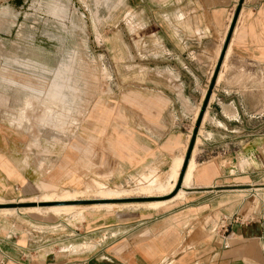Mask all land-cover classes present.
Wrapping results in <instances>:
<instances>
[{
	"label": "crops",
	"instance_id": "obj_1",
	"mask_svg": "<svg viewBox=\"0 0 264 264\" xmlns=\"http://www.w3.org/2000/svg\"><path fill=\"white\" fill-rule=\"evenodd\" d=\"M237 4L166 0L164 94L131 90L124 99L128 103L113 105L111 119L99 120L103 137L96 142V165L103 171L98 174L111 171L107 181L126 185L133 177H155L160 183L170 176L175 160L184 159ZM59 74L46 90L20 85L49 102L63 103L68 84L59 81ZM218 75L192 149L190 185H181V198L160 209L85 215L79 237L105 233L108 240L74 252L52 250L49 243L42 246L35 239L40 227L53 219L25 213L20 218L0 216V264H264V0L242 1ZM54 117L46 106L44 118ZM107 138L111 156L105 159L100 143L106 155ZM27 139L24 132L0 122V199L30 200L44 191L41 182L52 188L38 201L109 188L94 180L95 189L88 185L58 193L59 183H82L74 169L86 168L83 155L88 149L39 154L27 151ZM72 150H80L81 156L76 158ZM73 220L64 217L61 222L69 225Z\"/></svg>",
	"mask_w": 264,
	"mask_h": 264
},
{
	"label": "rangeland",
	"instance_id": "obj_2",
	"mask_svg": "<svg viewBox=\"0 0 264 264\" xmlns=\"http://www.w3.org/2000/svg\"><path fill=\"white\" fill-rule=\"evenodd\" d=\"M164 3L166 0H0V122L24 132L28 138L27 151L55 152L53 155L59 156L72 148L88 149L83 152L84 159H88L86 168L74 169L82 183L78 186L59 183L55 189L58 193L65 189L85 190L88 185L95 189L94 180L109 187L85 192L78 200H59L65 195L60 194L52 197L60 202L43 203L81 205L70 212H31L43 192L52 188L42 182L39 187L44 191L30 200L0 199L2 217L20 218L25 213L53 219L51 225L45 224L37 232L35 239L40 245L47 242L52 250L71 252L92 249L98 242L107 241L105 236L109 234L79 237L80 221L85 215L108 216L118 209L148 207L149 202L161 201L142 198L153 196H138L141 186L148 183L147 178L133 177L126 185H113L107 181L111 171L98 174L103 171H98L96 165V142L103 137L98 130L99 120L102 116L111 119L113 105L128 103L124 99H128L129 91L164 94ZM56 72L60 73L59 81L68 84L63 90L66 94L63 103L49 102L45 95L32 93L20 85L46 90ZM26 99L29 105L25 104ZM46 106L53 110L52 121L44 118ZM107 141L108 138L106 155L100 143L101 158L105 159L111 156ZM72 152L76 158L81 156L80 150ZM53 167L54 163L45 166L43 175ZM112 187L128 190L131 196L95 199L97 191L114 190ZM95 203L116 206L91 208ZM44 206L50 205L40 207ZM5 209L12 212L2 211ZM64 217L74 220L66 225L61 222Z\"/></svg>",
	"mask_w": 264,
	"mask_h": 264
},
{
	"label": "bare ground",
	"instance_id": "obj_3",
	"mask_svg": "<svg viewBox=\"0 0 264 264\" xmlns=\"http://www.w3.org/2000/svg\"><path fill=\"white\" fill-rule=\"evenodd\" d=\"M205 113L203 115V119H204ZM191 158L188 162L187 169H186V172L184 174L183 181H182V185L184 184V181H185V186L187 184L188 185L190 184L192 171L194 169L193 168L194 167L193 166L194 161H191ZM182 162H183V157L175 160L173 166L171 167V173L169 171L170 176L168 175L169 177L167 179H165V177H164L165 180L163 182L157 183L155 181L156 180L155 177L149 178L148 183L146 185L141 186L139 193H137V194H139L138 196H157V195H165V194L169 193L173 189V187L177 181ZM160 179H162V178H160ZM137 189H139V188H137ZM180 191H183L182 188H180L173 196H171L167 199H161V201H152V202H149L147 205H148V207L153 208V209H160L162 207H165L170 202H172L178 198H181L183 196V193H179ZM84 193L85 192H78V191L73 192V193L69 192V193H66L65 195H63L59 200H64V201L65 200H76V199L78 200V199H81L80 197H82L84 195ZM178 193H179V195L177 196ZM130 196H131V194L128 190H121V191L108 190V191H97V197L95 199H98V200L99 199H108V198L114 199V198H118V197H130ZM175 196H176V198L174 199ZM172 198H173V200H170ZM85 199H88V197ZM167 200H169V201H167ZM44 201H55V199L48 196V198L45 199ZM91 205H92L91 208H98V209H103V208L111 209V208H114L116 206V205H112L110 203H95V204H91ZM38 207L42 208L40 206H35V207H32L35 209H30V210L31 211L40 210L43 212H70V211H73L74 209L76 210V209L80 208L81 205L68 204V205H50V206H46V207L44 206V208H46V209H39ZM2 211L6 212V213L12 212L8 209L2 210Z\"/></svg>",
	"mask_w": 264,
	"mask_h": 264
},
{
	"label": "water",
	"instance_id": "obj_4",
	"mask_svg": "<svg viewBox=\"0 0 264 264\" xmlns=\"http://www.w3.org/2000/svg\"><path fill=\"white\" fill-rule=\"evenodd\" d=\"M242 1L243 0H238V4H237V6L235 8L231 23L229 25L228 31L226 33V37L224 39V43L222 45L219 57L217 59L216 65H215L213 73H212V77H211V80H210L209 87L207 89V92L205 93L202 105H201V107L199 109V112H198V115H197L193 130H192V134H191V137H190V141L188 143V146H187V149H186V152H185V155H184V159H183L180 171H179V175H178L177 181H176L173 189L169 193H167L165 195H157V196H153V197H142V198H150V200L167 199V198L171 197L172 195H174L180 189V187L182 185L184 174H185L186 169H187L188 162H189L190 157H191L192 149H193V146H194V143H195V140H196V134H197L199 126L201 124V121H202L206 106H207L208 101L210 99L212 88H213L214 83H215V81L217 79L218 72H219L221 64L223 62L224 55H225L228 43L230 41V37H231L232 31H233L236 19H237L238 14H239L240 6H241ZM122 199H126V198H122ZM51 202H60V201H58V200L57 201H39L38 202V206H41V205H56V204H43V203H51Z\"/></svg>",
	"mask_w": 264,
	"mask_h": 264
},
{
	"label": "built area",
	"instance_id": "obj_5",
	"mask_svg": "<svg viewBox=\"0 0 264 264\" xmlns=\"http://www.w3.org/2000/svg\"><path fill=\"white\" fill-rule=\"evenodd\" d=\"M227 246V245H226Z\"/></svg>",
	"mask_w": 264,
	"mask_h": 264
}]
</instances>
